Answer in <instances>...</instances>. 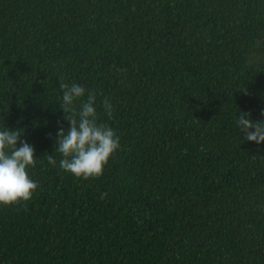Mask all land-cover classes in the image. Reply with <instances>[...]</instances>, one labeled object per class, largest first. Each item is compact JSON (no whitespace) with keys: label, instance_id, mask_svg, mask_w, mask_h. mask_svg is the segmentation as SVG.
<instances>
[{"label":"trees","instance_id":"16d2710c","mask_svg":"<svg viewBox=\"0 0 264 264\" xmlns=\"http://www.w3.org/2000/svg\"><path fill=\"white\" fill-rule=\"evenodd\" d=\"M61 80L119 137L99 176L47 161ZM261 108L264 0H0V124L37 157L0 264H264V143L234 121Z\"/></svg>","mask_w":264,"mask_h":264},{"label":"clouds","instance_id":"9594fccd","mask_svg":"<svg viewBox=\"0 0 264 264\" xmlns=\"http://www.w3.org/2000/svg\"><path fill=\"white\" fill-rule=\"evenodd\" d=\"M59 108L67 127H60L55 136V152L47 154L50 164L78 178L101 175L109 157L119 147V137L113 127L97 117L96 95L75 81H60ZM78 102V103H77ZM108 119L112 117L113 106L108 99L102 101ZM260 119H252L249 111L238 110L234 115L236 128L244 141L253 142L257 147L264 143V108ZM22 128H8L0 124V205H7L31 198L37 181L28 169L36 163L33 146L21 139ZM241 139V138H240ZM19 140V146L17 141Z\"/></svg>","mask_w":264,"mask_h":264}]
</instances>
